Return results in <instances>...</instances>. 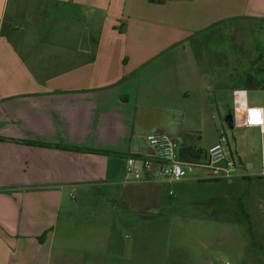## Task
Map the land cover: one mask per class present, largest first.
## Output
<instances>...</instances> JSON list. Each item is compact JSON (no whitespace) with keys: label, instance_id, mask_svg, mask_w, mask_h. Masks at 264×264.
Segmentation results:
<instances>
[{"label":"crops","instance_id":"crops-1","mask_svg":"<svg viewBox=\"0 0 264 264\" xmlns=\"http://www.w3.org/2000/svg\"><path fill=\"white\" fill-rule=\"evenodd\" d=\"M256 29L264 45V0H0V264H134L126 232L164 204L147 136L216 144L207 111L256 84L238 71ZM207 125L217 138L204 142ZM242 138L227 144L245 178ZM127 158L149 159L153 179L130 180ZM192 184L201 213L211 183Z\"/></svg>","mask_w":264,"mask_h":264},{"label":"rangeland","instance_id":"rangeland-1","mask_svg":"<svg viewBox=\"0 0 264 264\" xmlns=\"http://www.w3.org/2000/svg\"><path fill=\"white\" fill-rule=\"evenodd\" d=\"M243 36L245 53L243 65L238 71L245 75L254 74L252 78H244L248 79V84L258 79L247 92L248 104H263L264 72L258 78L257 71L258 61L260 57L263 60L264 54L263 34L256 29L254 33L243 32ZM223 48L227 46L223 45ZM228 105L229 108L219 111L210 109L207 116L213 115L218 129H221L220 126L223 128L231 148H234L236 136L240 134L244 137L238 142L241 156L238 166L249 177L244 175L245 178L241 176L212 182L203 187L207 190L204 193L207 203L200 207L201 213L197 211L198 214L194 211L197 207L190 200L195 193L192 182L197 183L194 177L164 183L161 214L147 220L139 219L132 230L126 232L133 243L134 264L153 259L156 251L163 257L164 264H264V177H259L264 169V138L251 133L248 129L251 127L230 128L224 122L227 110L231 111L233 106L229 100ZM246 134L253 138L246 140ZM216 136L210 125L200 134L204 142L216 139ZM203 171L196 169L195 174ZM246 195L259 198L258 210L253 215H245L239 206ZM175 202L178 204L173 205Z\"/></svg>","mask_w":264,"mask_h":264},{"label":"built area","instance_id":"built-area-1","mask_svg":"<svg viewBox=\"0 0 264 264\" xmlns=\"http://www.w3.org/2000/svg\"><path fill=\"white\" fill-rule=\"evenodd\" d=\"M232 104L233 127H257L262 134L264 133L263 108L248 104V94L245 89L232 91ZM146 139L156 149L158 178L165 183L192 177L196 180L222 181L239 176L236 171L238 167L232 158L224 133L219 135L216 144L207 150L197 151L194 156L182 155L178 143L164 134H150ZM196 169L205 172L195 174ZM151 170L152 162L149 159H126L125 173L132 181L152 180ZM259 177H264V169Z\"/></svg>","mask_w":264,"mask_h":264},{"label":"trees","instance_id":"trees-1","mask_svg":"<svg viewBox=\"0 0 264 264\" xmlns=\"http://www.w3.org/2000/svg\"><path fill=\"white\" fill-rule=\"evenodd\" d=\"M220 134H222V133H220ZM219 134V135H220ZM188 139H189V136L188 135H185V137H184V140H183V144H182V146L184 147V152H181L182 153V155H184V156H194V154L196 153L195 151H196V149L195 148H193V147H191L189 144H188ZM86 152H92V153H103V152H101V151H97V150H89V149H87V150H85ZM220 180H212V181H208V182H210V183H212V182H219Z\"/></svg>","mask_w":264,"mask_h":264},{"label":"water","instance_id":"water-1","mask_svg":"<svg viewBox=\"0 0 264 264\" xmlns=\"http://www.w3.org/2000/svg\"><path fill=\"white\" fill-rule=\"evenodd\" d=\"M224 122L230 127L232 128V114L230 110H227L225 116H224Z\"/></svg>","mask_w":264,"mask_h":264}]
</instances>
